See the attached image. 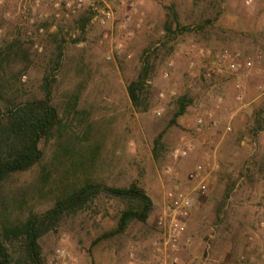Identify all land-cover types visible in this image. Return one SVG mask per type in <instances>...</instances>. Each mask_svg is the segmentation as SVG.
Masks as SVG:
<instances>
[{"label":"rangeland","instance_id":"rangeland-1","mask_svg":"<svg viewBox=\"0 0 264 264\" xmlns=\"http://www.w3.org/2000/svg\"><path fill=\"white\" fill-rule=\"evenodd\" d=\"M55 1L41 0L35 7L33 2L0 0V50L16 43L30 59L18 83L20 94H40L43 76L59 63L53 103L64 126L62 140L73 139L74 160L84 164L78 168V178L82 180L86 173L90 179L117 187L136 182L154 207L146 224L134 223L124 235L93 246L114 226L118 207L114 201L97 200L41 239L44 264L59 247L68 251L71 264H142L158 238L156 221L165 194L175 186L192 190V175L207 163V157L213 167L208 190L195 195L196 207L185 222L189 243L180 248L178 262L241 264L240 257H245L264 264V0H96L99 8L107 6L113 13V21L105 26L94 20L88 8L55 23ZM171 10L188 31L166 32ZM199 49L213 56L223 51L240 53L254 60L253 69L205 79ZM258 55L260 62L255 60ZM145 59L148 108L140 112L132 107L126 86L137 77ZM238 93L246 104L240 111L235 103ZM180 97L188 106L172 124ZM218 97L222 98L219 105ZM208 113L220 125L197 131L196 118ZM228 124L231 130L226 132ZM251 140L257 143L255 151ZM55 145L53 139L44 146L42 166L49 170ZM183 145H191L192 150L184 159L175 158L174 149ZM69 168L68 162L59 165L53 178L57 180ZM167 168L177 180L166 173ZM39 173L36 167L15 176L6 189H28L33 194ZM230 187L228 200L219 210ZM52 195L31 201L35 211L48 209Z\"/></svg>","mask_w":264,"mask_h":264},{"label":"trees","instance_id":"trees-1","mask_svg":"<svg viewBox=\"0 0 264 264\" xmlns=\"http://www.w3.org/2000/svg\"><path fill=\"white\" fill-rule=\"evenodd\" d=\"M172 28L189 30L180 27L176 13L171 10L165 30L174 34ZM26 54L16 43L0 50V264H44L41 239L56 232L65 219L90 209L99 199L114 201L118 207L113 215L114 226L97 237L93 246L124 235L134 223L146 224L154 207L150 196L136 182L117 187L90 179L86 173H82V180L78 178V168H83L84 164L74 160L73 154L77 153L73 139L62 140L64 126L53 103L54 72L59 63L56 69L52 68L51 73L43 76L40 94L26 96L20 94L18 87L30 64ZM17 63L23 67L15 69ZM147 78L148 59H145L137 77L126 86L132 107L140 112L148 108ZM77 99L75 96L74 101ZM177 103L178 111L172 124L188 106L185 97H180ZM53 139L55 153L49 170L42 166L44 146ZM66 162L70 168L55 180L53 175L58 172V166ZM36 167L40 168V173L33 194L28 189H6L10 179ZM230 190L231 187L219 210L228 200ZM50 192L53 193L51 206L41 212L35 211L31 201H43Z\"/></svg>","mask_w":264,"mask_h":264},{"label":"built area","instance_id":"built-area-1","mask_svg":"<svg viewBox=\"0 0 264 264\" xmlns=\"http://www.w3.org/2000/svg\"><path fill=\"white\" fill-rule=\"evenodd\" d=\"M26 3L33 2L35 7H38L41 0H22ZM100 1V0H98ZM26 7V6H24ZM23 7V8H24ZM31 7V6H30ZM53 21L60 22L69 18L72 15H76L78 12L85 8H88L95 16L94 20H97L101 26H105L108 22L113 21V13L106 6L105 8H99L96 5V0H58L53 2ZM27 11V9L24 8ZM56 29V24H53L51 30ZM43 28L38 29V33L42 34ZM195 50V47H192ZM197 57L201 62L202 76L205 79H211L219 76L237 75L239 73H249L253 69L254 60L251 58H244L240 53H230L223 51L216 56H213L211 51H205L203 49L197 50ZM257 62L262 60V56L258 55L255 59ZM193 64H191L192 66ZM168 66H172V62L168 63ZM164 78L168 77V73L163 74ZM238 77V76H236ZM262 90V88H259ZM171 93L170 96H173ZM161 99L164 98V94L159 95ZM222 98L218 97L217 104H221ZM235 103L237 105V111L246 107L244 103V97L241 93H238L235 97ZM160 115V112H157ZM220 125L218 118L212 113L200 115L195 120V127L197 131L201 130H215ZM231 130L230 125L226 126V132ZM262 144H264V135L262 136ZM252 151L257 150V143L254 140L250 141ZM192 150L191 145L178 146L174 149L173 155L175 158L184 159L188 156V153ZM207 163L202 166H198L192 178L195 182V186L190 191H183L178 186H175L172 190L165 194V203L161 215L156 221V229L158 230V238L152 241L150 244V257L142 262V264H180L178 262V252L183 245L189 243V239L185 240V222L189 218L192 210L196 207L195 195H204L208 188L207 183L213 167L210 165L207 157ZM166 173L171 175L173 179L177 180V176L172 173L171 168L166 169ZM263 227V223L261 225ZM249 240H252L249 238ZM130 257L133 258V250L129 251ZM239 262L241 264H255L248 262L245 257H240ZM46 264H71V259L68 251L63 247H59L55 250L54 255Z\"/></svg>","mask_w":264,"mask_h":264},{"label":"crops","instance_id":"crops-1","mask_svg":"<svg viewBox=\"0 0 264 264\" xmlns=\"http://www.w3.org/2000/svg\"><path fill=\"white\" fill-rule=\"evenodd\" d=\"M237 80H238V82H242V77L238 76Z\"/></svg>","mask_w":264,"mask_h":264}]
</instances>
